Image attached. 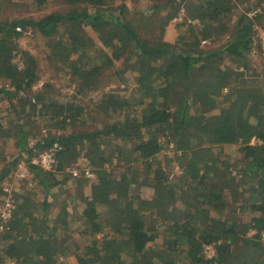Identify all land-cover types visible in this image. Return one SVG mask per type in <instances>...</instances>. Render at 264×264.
Returning a JSON list of instances; mask_svg holds the SVG:
<instances>
[{
	"label": "trees",
	"instance_id": "16d2710c",
	"mask_svg": "<svg viewBox=\"0 0 264 264\" xmlns=\"http://www.w3.org/2000/svg\"><path fill=\"white\" fill-rule=\"evenodd\" d=\"M237 1L150 0L145 12L164 13L169 21L183 13L179 25L190 34L189 49L142 36L138 28L150 19L129 10L126 0H62L65 10L0 21V102L19 118L32 113L56 125L30 138L18 125L12 136L16 156L2 168L0 179L17 160L30 162L54 143L61 146L53 169L30 164L43 193L39 200L30 191L16 198L4 234L15 240L0 247V264L11 258L17 264H55L61 252L76 254L79 264H264V93L233 92L227 86L232 69L219 64L222 56L241 62L250 51L253 18L263 16L264 6L253 10V18L240 12L232 24L228 19ZM29 29L44 39L49 67L68 77L70 99L57 98L52 82L23 95L40 77L37 59L18 46ZM222 37L221 46L213 47ZM202 40L212 47L198 48ZM122 63L126 70L119 69ZM127 70L136 77L134 102L130 94L104 92L93 104L103 119L92 126L98 119L87 116L91 108L78 96L98 90L106 73ZM226 99H233L230 106L213 114ZM89 118L92 123L83 128ZM72 124L81 127L69 130ZM161 132L169 139L166 148L174 143V176L163 166L169 160L156 158L163 142L148 135ZM224 145H237V154L221 156ZM81 152L96 174L87 187L83 177L65 171ZM115 159L123 168L117 176L105 167ZM232 178L242 186L241 194ZM34 180L29 189L38 186ZM70 180L88 195L66 204L65 217L57 223L50 216L49 190ZM131 186H150L154 195L144 200L131 193ZM67 217L74 221L70 228L87 239L83 246L73 241ZM160 230V245L148 246ZM249 230L255 233L246 236ZM209 244L216 250L210 258L204 255Z\"/></svg>",
	"mask_w": 264,
	"mask_h": 264
},
{
	"label": "rangeland",
	"instance_id": "374dc122",
	"mask_svg": "<svg viewBox=\"0 0 264 264\" xmlns=\"http://www.w3.org/2000/svg\"><path fill=\"white\" fill-rule=\"evenodd\" d=\"M127 6L129 10H137L138 13L141 15L147 14V19L144 24H142L138 31L139 33L146 37V38H157L161 37L162 34L165 36V33L167 34L165 37H168L172 34H176V41L175 43L172 42L174 47H178L179 49H182L186 46L185 49L190 48V44H188L191 40L189 32L185 31L186 26L183 27L180 24V21L183 18V13L181 12L178 16H175L172 20H167L166 17H164V13H158L156 11H149L145 12V8L147 7V4L150 3V0H135L134 2L132 0H126ZM261 4L264 6V0H238L236 2V9L231 13L229 17V21L233 24L235 23L236 16L240 12H246V14L250 15V17L253 16V10H258V5ZM134 6V7H133ZM67 8L66 4L62 2V0H44L42 4H37L35 0H0V21L6 22L14 19H20V18H37L45 13H49L52 11H62ZM263 16L259 18H253L254 20V31H253V42L251 44L250 51L245 55V57L242 59H238L237 61L241 62H233L228 57H223L219 60V64L224 65V67H229L232 69V75L228 80V88L232 90L233 92H241V91H255L258 89L260 92L264 93V12L262 13ZM174 25V26H173ZM166 30L168 32H166ZM172 31V32H171ZM226 38V37H225ZM170 39V38H169ZM172 40V39H171ZM184 42V43H183ZM223 43V37L214 45L213 47L221 46ZM176 44V45H174ZM211 43H200L198 48H210L212 47ZM18 46L20 49L28 50L38 61V68L40 77L36 84L32 87L30 91H26L23 93V95L32 93L33 91L38 90L43 83L45 82H52L55 84V95L57 98H65L70 99L73 95V92L70 87H68L69 81L68 77L64 72H56L53 69L49 67L47 64L44 56L46 47L44 45V39L38 35L37 33L33 32L32 30H27L24 33H22L21 37L18 39ZM177 49V48H176ZM178 50V49H177ZM18 59V56L16 57ZM125 65L122 63L120 65V70L124 69ZM126 70V69H124ZM8 88H10V85H7ZM137 84H136V77L133 74L132 71L127 70L126 72H122L120 75H115L112 72L106 73L100 83V87L98 90L93 92H87L80 94L78 96L79 103L88 105L91 110L87 114V116H92L95 119L94 124H91L92 118H89L86 125L83 126L85 128L88 127V124H91L92 126H100L99 122L102 115L95 113V109L93 110V104L96 103L101 97L104 92H113L114 95L118 97H124L125 95L130 96V101L134 102L135 94L134 92L137 90ZM226 90V89H225ZM241 96H245L244 92L240 94ZM239 95V96H240ZM132 96V97H131ZM220 101V100H219ZM233 101V99H226L224 101L219 102V108L215 109L212 113L217 114L220 110V108H224L226 106H230V103ZM0 176H1V170L2 168H5L7 165V162L12 160L16 156V151L14 149L15 147V139L12 136H17V126L21 125L23 126V129L27 131L28 138L30 137H39L38 135L40 133H48L51 130H54L56 128V125L53 120H49V118L38 115H33L32 113L24 115L23 117L19 118L17 114L11 110L8 109L5 106L4 101L2 100L0 102ZM194 109V108H193ZM132 111V110H131ZM130 111V112H131ZM195 111V110H194ZM104 117V116H103ZM117 120V119H114ZM113 120V121H114ZM70 125L68 128L69 130H76L77 128H80V125ZM6 133L9 136V141L6 145L1 142L4 138L3 134ZM151 138H157V140L161 143L163 142V149L162 151L157 155V159H163L162 161H166L165 158L169 160V162H164L163 166H166V171L172 176L176 174L177 167L172 164V160L174 157L172 156L174 152V143L169 142L168 147L166 148L165 142L169 140L167 137H164V133H154V134H148ZM237 145H224L221 147L220 153L221 156H234L237 154ZM33 153L37 152L38 149L34 148ZM85 152H81L79 157L72 163L75 166H78L80 168H83L87 166V162L83 160ZM38 159V155L33 156L30 159L29 163L36 164V160ZM21 161L17 160L14 164L13 170L9 172V175L1 180L0 179V207L4 204L5 201L8 199H18V196L21 194H27L29 195L31 193L30 197L32 196L35 200H39V196H42L43 189L42 184L37 183V178L35 177L34 182L38 184V186L31 187L29 189L28 181L25 179H20L16 176V171L18 170V163ZM118 162V163H117ZM23 163H27L23 161ZM169 163H171L169 167ZM79 164V165H78ZM238 166V170H240V162L235 164ZM31 167V166H30ZM106 171L110 173L111 175H118L120 172L123 171V168L120 166V162L117 161V159L112 160V162L105 166ZM176 167V168H175ZM32 168V167H31ZM236 167H232V174H235ZM33 173V169L31 170ZM84 182L87 184L91 183L92 180L88 179L87 177L83 178ZM233 184H235L236 188L235 191L237 193L242 192V186L238 184L237 180H234L232 178ZM66 183V182H65ZM81 184L71 180L67 182L66 184L57 187V188H51L49 190L48 198H51L52 206L50 208V216L52 219L57 220V223H60V221L65 217V214L63 213V208L66 204H75L76 202L80 201L82 193H80L81 190ZM30 191V192H29ZM130 191L133 195H137L138 197L149 200V198L153 197L154 190L150 186H141V188H137L134 186H131ZM64 197L66 200H64ZM150 198V199H151ZM240 199V198H239ZM238 204V201H237ZM39 205V204H37ZM67 206V205H66ZM38 211L41 210V207L37 206L36 208ZM78 209H81L80 206H78ZM64 214V215H63ZM245 216V215H244ZM76 216H74L75 218ZM246 218V216H245ZM76 219V218H75ZM254 220H258V216ZM54 222V221H53ZM74 222V221H71ZM70 220L67 217V224L66 226L70 229V234L73 237V241H78L81 246H83L87 239H83L80 237V234H78V229L74 226L70 228ZM65 224V223H64ZM73 224V223H72ZM74 225V224H73ZM63 225L61 224V227ZM255 233L254 230H249L247 235H253ZM162 230L159 231V237L154 243L148 244L150 247H155L160 245V238H161ZM101 235V234H99ZM14 239V238H13ZM13 239L5 240V243L12 242ZM18 239V238H16ZM15 240V239H14ZM4 243V244H5ZM204 247V255L208 258L213 257L215 255V248L213 244L205 245ZM77 255L76 254H70L68 256H65L63 252L60 253L58 256L57 262L55 264H74L75 261H77Z\"/></svg>",
	"mask_w": 264,
	"mask_h": 264
},
{
	"label": "built area",
	"instance_id": "2783aa9c",
	"mask_svg": "<svg viewBox=\"0 0 264 264\" xmlns=\"http://www.w3.org/2000/svg\"><path fill=\"white\" fill-rule=\"evenodd\" d=\"M191 21V20H189ZM194 22V21H192ZM202 43H205L204 40L201 41ZM252 142H254V140H252ZM61 148V146L58 143H54L49 149L40 152L38 154V159L36 160L37 162H35V165H38L40 167H42L43 169H53L55 166V162H56V152ZM175 152L177 154H180L179 151L175 150ZM23 161L25 160H21L18 163V170L16 171V176L18 178L25 179L26 181H28V185H31V181L33 180L34 176L31 172L32 168L30 167L29 162L27 163H23ZM33 164V163H32ZM65 171L70 174L72 177H87L90 180H95L96 179V174L94 172V170L88 166H85L83 168H80L78 166H75L74 164L69 165L66 167ZM15 200L14 199H8L5 201V205L3 204L0 207V247L2 246L3 243H5V238H4V234L7 232V230L10 228V217L12 215V211L15 208V204H14ZM206 247V246H204ZM17 260L15 258H11L8 260L9 264H17Z\"/></svg>",
	"mask_w": 264,
	"mask_h": 264
},
{
	"label": "crops",
	"instance_id": "0c3cea01",
	"mask_svg": "<svg viewBox=\"0 0 264 264\" xmlns=\"http://www.w3.org/2000/svg\"><path fill=\"white\" fill-rule=\"evenodd\" d=\"M173 26H174V25H173ZM166 32H168V31L166 30ZM171 32H172V31H171ZM166 35H167V34L165 33V36H166ZM165 36H163V34H162V36H161V38H162L165 42L170 43V44H172V42L175 43V41H176V34H172V35H170V36H169L170 39H169L168 37H165ZM171 39H172V40H171ZM174 45H176V44H174ZM82 192H83V193H82ZM80 193H82L81 198H82V197L84 198L85 196L88 195V190H86L85 187H82L81 190H80ZM64 198H65V197H64ZM81 198H80V199H81ZM150 198H151V197H150ZM150 198H149V199H150ZM47 199H48L49 201H51V200H50L51 198H47ZM51 202H52V201H51ZM71 264H72V262H71ZM74 264H79V263H78V261H75Z\"/></svg>",
	"mask_w": 264,
	"mask_h": 264
}]
</instances>
